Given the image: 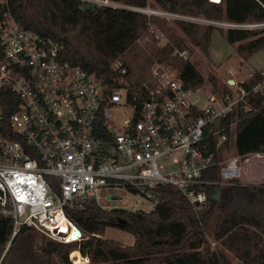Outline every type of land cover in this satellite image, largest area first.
<instances>
[{
	"label": "built area",
	"instance_id": "built-area-1",
	"mask_svg": "<svg viewBox=\"0 0 264 264\" xmlns=\"http://www.w3.org/2000/svg\"><path fill=\"white\" fill-rule=\"evenodd\" d=\"M8 4L0 0L1 6ZM100 5L116 7L110 0ZM126 7L163 19L187 18ZM225 25L250 29L254 24ZM152 37L168 43L150 23L136 43ZM64 47L9 11L0 19V214L13 220L12 237L29 227L48 241L79 240L70 237L76 224L66 213L74 202L93 199L104 208L149 212L171 187L197 211L208 200L206 187L220 186L219 194L222 186L236 184L242 157L223 154L235 139L240 105L251 94L264 95V69L250 89L244 83L254 71L219 93L187 87L176 67L156 60L151 80L140 88L132 86L123 56L97 74L64 60ZM174 54L187 52L175 48ZM216 152L222 159L219 178L212 179Z\"/></svg>",
	"mask_w": 264,
	"mask_h": 264
},
{
	"label": "trees",
	"instance_id": "trees-1",
	"mask_svg": "<svg viewBox=\"0 0 264 264\" xmlns=\"http://www.w3.org/2000/svg\"><path fill=\"white\" fill-rule=\"evenodd\" d=\"M122 7L86 5L83 0H9L0 5V19L9 11L25 27L51 34L64 43L62 57L74 65L100 74L110 63L123 56L130 68L132 86L142 87L151 80L153 63L163 61L176 67L187 87L204 86L205 78L188 56L174 54L188 49L185 40L167 25L166 19L148 16L126 6L153 8L148 0H110ZM157 8L188 17L211 21L226 19L230 23L264 22V0H152ZM219 2V3H218ZM202 52L209 55L212 33L216 27L194 21L174 19ZM165 34L167 44L152 37L143 45L136 43L148 24ZM227 41L237 44L243 61L264 49V28L220 29ZM246 79L250 89L259 81V71ZM227 88L225 92H229ZM249 107V109H246ZM241 120L235 129V151L242 158L264 153V95L251 94L239 109ZM231 143V133L228 134ZM219 153H215L212 179L219 178ZM220 186H208V200L195 210L187 198L171 187L164 189L160 203L152 211H131L125 208L107 210L96 200L74 202L67 206V216L82 231L79 240L60 243L51 254H39L36 248L38 230L22 227L13 236L10 217L0 214V264H72L69 254L79 250L94 262L108 264H235L224 251L213 250L206 239ZM227 200L220 208L215 237L243 264H264V184H243L227 187ZM107 227H118L132 233L133 245L103 238ZM44 235V234H43ZM45 236V235H44ZM46 237V236H45ZM47 238V237H46ZM48 240V238H47ZM49 242V241H48ZM73 253L80 264L81 255ZM56 257V258H55Z\"/></svg>",
	"mask_w": 264,
	"mask_h": 264
},
{
	"label": "rangeland",
	"instance_id": "rangeland-1",
	"mask_svg": "<svg viewBox=\"0 0 264 264\" xmlns=\"http://www.w3.org/2000/svg\"><path fill=\"white\" fill-rule=\"evenodd\" d=\"M86 5H94V4H104L105 0H83ZM210 1V0H209ZM217 1V0H214ZM224 0H220V3ZM211 2V1H210ZM148 3L151 7L157 8V5L152 1L148 0ZM116 4V7H122L121 4ZM185 18L184 15H181ZM187 18H192L188 17ZM198 21L201 24H207V20L202 19ZM183 20H189V19ZM196 18V17H195ZM174 19H166L167 25L172 28V30L181 38L185 40V44L187 45L188 49L183 51L187 52L186 57L195 65V67L200 71V73L205 78L204 87L210 91H217L219 93L224 92L229 88L230 85H234L230 83V80H234L236 82H241L245 78L249 76L250 73L253 71H260L264 69V49L255 53L248 61H243L242 57L237 52V44H231L227 41L225 35L220 32V29L226 31L227 26L225 25L226 19L221 21H215L214 26L216 30L212 33V38L209 46V55H206L202 50L197 47L194 43L190 41L189 38L186 37L184 32L177 26V24L173 21ZM190 21V20H189ZM256 23H249L254 24L251 25L250 29L254 30H261L264 27L256 26ZM234 140V138H233ZM237 155L235 151L234 141L232 142L231 148L224 152L223 158H229L230 156ZM251 164L252 160H254V156H249ZM248 158H241L239 161V165L242 169V175L238 181H241L244 184L245 180V171H246V164H250L248 162ZM252 179L254 181L258 180V173L251 172ZM260 184H264L263 182H259ZM227 187L222 186V190L217 194L216 199L210 201V204H214L215 207V214L212 217L209 229L207 230L206 239L210 247L213 250H221L226 253L229 259L235 264H243L241 260H239L233 253L225 249V247L221 244V241L215 237V227L217 221L220 219V208L226 202L227 197ZM103 206V205H102ZM143 208L148 210L151 208L149 203H143ZM111 208H107L110 210ZM67 224V223H66ZM39 232V231H38ZM103 238L114 240L121 242L122 244L126 245H133L135 243V237L132 233L122 230L118 227H107L105 234H103ZM48 240L47 238L39 232L36 242V248L39 254L44 253V249L48 248ZM79 250H74L69 254V259L72 264H76L74 260L76 257H73V253ZM82 255V254H81ZM56 258V257H55ZM58 264H61L59 259L56 258ZM80 264H108L106 262H94L91 258L81 256Z\"/></svg>",
	"mask_w": 264,
	"mask_h": 264
},
{
	"label": "crops",
	"instance_id": "crops-1",
	"mask_svg": "<svg viewBox=\"0 0 264 264\" xmlns=\"http://www.w3.org/2000/svg\"><path fill=\"white\" fill-rule=\"evenodd\" d=\"M254 156V160H252V164L250 161L249 156ZM244 158H248V162L250 161V164H246V171H245V180L244 184H260L259 182L264 181V153H253L250 154ZM251 172H257L258 173V180L254 181L252 179Z\"/></svg>",
	"mask_w": 264,
	"mask_h": 264
},
{
	"label": "water",
	"instance_id": "water-1",
	"mask_svg": "<svg viewBox=\"0 0 264 264\" xmlns=\"http://www.w3.org/2000/svg\"><path fill=\"white\" fill-rule=\"evenodd\" d=\"M230 83L231 84H235V81L234 80H230ZM73 234L76 236V238H81L82 237V231L77 225L74 226ZM59 245H60V243H58V242L49 241L48 242V248L44 249V251L47 252L48 254H51L59 247Z\"/></svg>",
	"mask_w": 264,
	"mask_h": 264
},
{
	"label": "bare ground",
	"instance_id": "bare-ground-1",
	"mask_svg": "<svg viewBox=\"0 0 264 264\" xmlns=\"http://www.w3.org/2000/svg\"><path fill=\"white\" fill-rule=\"evenodd\" d=\"M63 222H64V225H66L67 220H66L65 217L63 218ZM73 232H74V231H73ZM73 232L70 234V237L72 236V237L76 238V236L73 234Z\"/></svg>",
	"mask_w": 264,
	"mask_h": 264
},
{
	"label": "flooded vegetation",
	"instance_id": "flooded-vegetation-1",
	"mask_svg": "<svg viewBox=\"0 0 264 264\" xmlns=\"http://www.w3.org/2000/svg\"><path fill=\"white\" fill-rule=\"evenodd\" d=\"M48 243V242H47Z\"/></svg>",
	"mask_w": 264,
	"mask_h": 264
}]
</instances>
